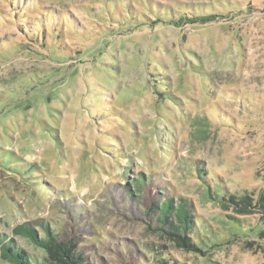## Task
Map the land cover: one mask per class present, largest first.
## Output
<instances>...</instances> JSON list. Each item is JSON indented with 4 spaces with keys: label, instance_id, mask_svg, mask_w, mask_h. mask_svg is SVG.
I'll return each instance as SVG.
<instances>
[{
    "label": "rangeland",
    "instance_id": "374dc122",
    "mask_svg": "<svg viewBox=\"0 0 264 264\" xmlns=\"http://www.w3.org/2000/svg\"><path fill=\"white\" fill-rule=\"evenodd\" d=\"M263 192L264 0H0V238L35 264L19 224L82 264H264Z\"/></svg>",
    "mask_w": 264,
    "mask_h": 264
},
{
    "label": "trees",
    "instance_id": "16d2710c",
    "mask_svg": "<svg viewBox=\"0 0 264 264\" xmlns=\"http://www.w3.org/2000/svg\"><path fill=\"white\" fill-rule=\"evenodd\" d=\"M136 187H139V185ZM228 199L240 206H245L244 210L251 203V198L247 195L240 198V201H238V197L232 194L229 195ZM260 203L264 209V192L261 194ZM186 206L185 203H181L177 208L174 205L173 199L168 198L162 203L160 211L162 212L163 220L167 221L172 227L173 231L170 232V235L175 237V240L179 244L195 248V244L191 243L188 237H182L180 234L181 228L192 225V215ZM172 212L179 221V224H175L172 220H169ZM14 233L30 239L33 244L46 253L42 264H82L83 254L77 251V246L70 241H59L57 234L49 229L47 225L45 226V234L43 236L39 234L36 228L29 226L27 223H22L15 227ZM0 246L2 248V257L8 261L14 264H35L33 256L27 250L17 246L12 239L0 238Z\"/></svg>",
    "mask_w": 264,
    "mask_h": 264
}]
</instances>
